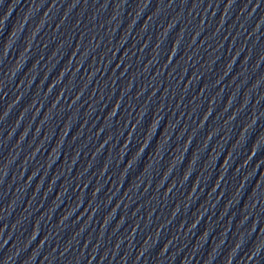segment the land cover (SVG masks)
Listing matches in <instances>:
<instances>
[{"label": "water", "instance_id": "1", "mask_svg": "<svg viewBox=\"0 0 264 264\" xmlns=\"http://www.w3.org/2000/svg\"><path fill=\"white\" fill-rule=\"evenodd\" d=\"M48 264H264V120L144 188Z\"/></svg>", "mask_w": 264, "mask_h": 264}]
</instances>
